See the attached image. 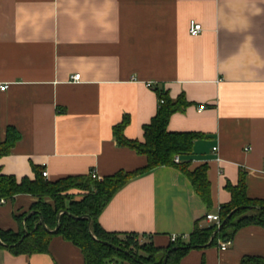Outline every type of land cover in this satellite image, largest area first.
<instances>
[{"label": "crops", "instance_id": "crops-1", "mask_svg": "<svg viewBox=\"0 0 264 264\" xmlns=\"http://www.w3.org/2000/svg\"><path fill=\"white\" fill-rule=\"evenodd\" d=\"M191 20L203 26L197 36ZM1 84L9 87L0 90V143L9 127L20 139L0 172L18 181L35 179V167L49 181L143 168L147 157L119 146L114 126L127 115L126 137L144 141L143 126L160 107L156 88L190 102L168 129L206 135L181 162L208 165L212 206L176 166H161L114 195L99 217L107 231L145 234L158 247L172 235L188 242L197 221L214 224L205 216L231 200L225 186L240 170L249 196L264 199V0H0ZM37 200L0 202V229L18 230L15 215ZM246 255L264 257V227L241 228L227 249L194 248L181 264H241ZM0 264L85 260L56 236L47 253L0 249Z\"/></svg>", "mask_w": 264, "mask_h": 264}, {"label": "trees", "instance_id": "trees-1", "mask_svg": "<svg viewBox=\"0 0 264 264\" xmlns=\"http://www.w3.org/2000/svg\"><path fill=\"white\" fill-rule=\"evenodd\" d=\"M156 91L160 107L151 121L143 126L144 141L126 137L125 129L130 123L127 115L113 128L119 146L128 147L147 157L145 167L131 172L120 170L103 179L94 178L89 173L57 181L47 180L37 167L35 179L25 177L21 181L13 175L0 172V198L13 200L20 194H30L38 198L32 204L31 212L15 215L19 224L18 230L0 229V249H6L14 255L47 253L51 240L61 236L81 249L85 264H119L120 261L134 264H181L182 258L194 248L218 246L220 240H233L236 233L248 225L264 227V199L249 196L247 174L243 170L239 171L236 184L228 181L225 186L231 194V200L221 205V222L231 215L217 233L216 224L204 227L197 221L188 242L178 239L166 247H158L145 240L149 238L145 234L110 232L101 226L99 217L114 195L131 179L161 166H176L191 181L194 191L202 201L208 207L212 206L208 165L203 164L191 170V161L177 164L174 160L177 155L180 160L182 156L190 155L195 141L206 136L195 131L168 129L171 116L185 111L190 102L184 94L172 99L163 89L156 88ZM19 139V132L9 127L5 141L0 143V158L9 154ZM77 196L80 198H76ZM87 216L92 219L90 227ZM58 225L55 233L50 232ZM104 241L119 246L122 250H116ZM241 264H264V257L246 255Z\"/></svg>", "mask_w": 264, "mask_h": 264}, {"label": "built area", "instance_id": "built-area-1", "mask_svg": "<svg viewBox=\"0 0 264 264\" xmlns=\"http://www.w3.org/2000/svg\"><path fill=\"white\" fill-rule=\"evenodd\" d=\"M202 30H203V26H202L201 23L197 22L196 20H191L190 21V24H189V32H190L191 35L197 36L198 34H200L202 32ZM73 79L75 81H79L81 79V74H75L73 76ZM148 86L152 87L153 85L149 83ZM8 87H9V84H1L0 85V90L5 91L6 89H8ZM162 102H163V100L161 99L160 100V103H162ZM203 108L204 107L201 106L200 107V110H202ZM217 149H218L217 147H214V150L215 151ZM174 160H175V163H177V164L181 162L180 157L178 155L175 157ZM263 170H264V167H263ZM90 174L94 178H99V176H98V174H97V172L95 170H91ZM42 175L44 177H47V175H48L47 170L43 171L42 172ZM5 201H6L5 199L0 198V202L1 203H4ZM220 209H221V206L219 207V210H218L217 213H208V214H206L205 220L210 221V222H213L214 224H216L217 226H219L221 224V217H220V213H219ZM178 239H179V236H177V235H172L171 236V242H174V241H176ZM142 240H143V238H142ZM231 244H232V240H226V241L220 240L218 242V248H220V249H227ZM111 264H115V263H111Z\"/></svg>", "mask_w": 264, "mask_h": 264}, {"label": "water", "instance_id": "water-1", "mask_svg": "<svg viewBox=\"0 0 264 264\" xmlns=\"http://www.w3.org/2000/svg\"><path fill=\"white\" fill-rule=\"evenodd\" d=\"M60 214H61V212L59 213V215H58V219H60ZM231 215V214H230ZM230 215H228V217L227 218H225V220H223L222 222H221V224L218 226V228H217V230L215 231V233H217L219 230H220V228L224 225V223L227 221V219L230 217ZM81 217H83V216H81ZM80 217V218H81ZM87 218H88V220H89V222H88V226L90 227V225H91V222H92V219H91V217H89V216H87ZM41 222H42V224L45 226V222H44V220H43V218H41ZM47 228V227H46ZM58 228H59V225L56 227V229L55 230H50V232H53V233H55L57 230H58ZM49 230V229H48ZM28 233L26 232V235H27ZM22 241V239L20 240V242ZM104 243L106 244V245H108V246H110V247H112V248H114V249H116V250H122L121 249V247H119V246H116V245H114V244H112V243H109V242H107V241H104ZM126 253H129V251H125ZM167 259V258H166ZM166 259H165V262H166Z\"/></svg>", "mask_w": 264, "mask_h": 264}]
</instances>
